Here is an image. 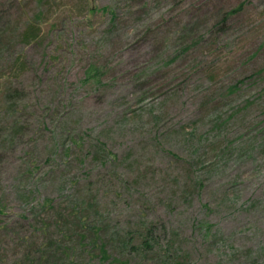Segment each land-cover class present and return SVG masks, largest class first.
Listing matches in <instances>:
<instances>
[{"label":"rangeland","instance_id":"1","mask_svg":"<svg viewBox=\"0 0 264 264\" xmlns=\"http://www.w3.org/2000/svg\"><path fill=\"white\" fill-rule=\"evenodd\" d=\"M78 200L152 248L90 260ZM0 208V264L23 237L51 264H264V0H0Z\"/></svg>","mask_w":264,"mask_h":264},{"label":"trees","instance_id":"2","mask_svg":"<svg viewBox=\"0 0 264 264\" xmlns=\"http://www.w3.org/2000/svg\"><path fill=\"white\" fill-rule=\"evenodd\" d=\"M102 11H110L108 6H103L100 8ZM231 11H228V13H225L227 16ZM111 16L113 17L114 13L111 12ZM40 17L39 14L35 15L31 21L27 23V26L23 29V31L18 33V36H20L18 39H21L23 43L29 44L32 42L37 41V39L40 36ZM16 93L17 90H14ZM16 96V95H14ZM18 125L16 122L11 123V127L14 129ZM194 187L197 189L200 188V183H198L196 180H194ZM78 202V204H77ZM53 203V198L45 197L41 199L37 203L36 208H41V210L45 213V218L48 219L53 213L48 211ZM80 204V205H79ZM84 206H90L89 202H83V201H76L73 205V211L69 214V216L74 219V229H68L70 232L67 234V237L63 235V237L66 240H70L73 236L76 237L77 243L80 244L81 242V249L83 252L86 253V255L92 260L94 256V250H97V257L99 259L107 260L109 259V251H110V245L117 244L115 246L119 247L121 251L126 252L127 254L131 253H142L148 251L150 248H152V245H150L148 239L150 238L152 229L151 227H146L144 229L145 233L143 235H140L142 230H139L137 232V235H135L133 232H125L124 234H120L119 231L115 230L114 232L107 233L103 231V228L94 221L96 219H93L91 222L88 219V217H85L80 214V208ZM204 208H207L206 204H202ZM3 209L0 208V216H4ZM29 213L30 220L36 221V216H39L43 213L34 214V211L32 210ZM27 219V216L24 213H21L19 215L11 217V220L15 222L25 221ZM43 220V219H42ZM73 222L70 221V223ZM2 221H0V225ZM200 222H197L195 224L196 227H198ZM204 225L208 226V223H204ZM48 228V224H43L41 226H37L36 224L32 222H28V229H31L32 232L39 230L44 232ZM62 232V230H61ZM61 235L60 233H58ZM86 242H89V246L91 247V250L86 249ZM19 248L23 251L22 255H14V259L12 260L13 263L11 264H51L50 261L60 260L65 256V254H69V251L66 249L65 254L63 253V249L65 247H62V250L60 252V255H56V251L54 248L49 246L46 243H41L37 245L35 249V244L31 242L30 239L27 237H23L21 241L18 242ZM16 260H18L16 262ZM112 261L114 264H124L122 263V259L112 256Z\"/></svg>","mask_w":264,"mask_h":264}]
</instances>
